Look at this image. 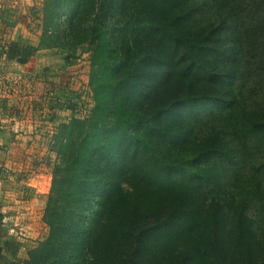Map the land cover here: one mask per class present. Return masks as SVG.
Returning a JSON list of instances; mask_svg holds the SVG:
<instances>
[{
    "label": "trees",
    "instance_id": "obj_1",
    "mask_svg": "<svg viewBox=\"0 0 264 264\" xmlns=\"http://www.w3.org/2000/svg\"><path fill=\"white\" fill-rule=\"evenodd\" d=\"M43 22L8 57L90 44L93 106L53 136L47 237L24 261L0 239V264H264V0H45Z\"/></svg>",
    "mask_w": 264,
    "mask_h": 264
},
{
    "label": "rangeland",
    "instance_id": "obj_2",
    "mask_svg": "<svg viewBox=\"0 0 264 264\" xmlns=\"http://www.w3.org/2000/svg\"><path fill=\"white\" fill-rule=\"evenodd\" d=\"M9 3L15 7H11L10 11H5L4 17L10 18L9 15H11L15 19V25L12 28L13 36L17 38L15 40L38 44L40 34L43 32L45 0H10ZM41 48V52L36 54V59H50L53 64L41 66L42 73L36 74L35 79L44 78L49 86H55L52 88H55L58 98L60 96L57 92L65 90L61 96L66 94L64 96L66 97L65 105L69 116L72 115V110L77 116L87 115L93 106L91 89L88 87L92 46L85 43L76 51ZM53 136L51 138L49 135H42L40 141L34 139L35 142H39L38 146L41 151L36 153L37 157L33 158L39 161L38 158L42 157L43 160H40L39 163L44 164L46 170L39 171L35 167H29L20 173L13 167L5 165L2 156H0V216H2L0 239L3 242L4 238L12 237L22 243L21 249H19L21 261L26 260L28 251L48 235V226L43 220V214L51 188V184L48 188L49 175L52 176L53 165L57 159L56 153L52 151ZM42 151L45 152L43 156L40 154ZM42 174L47 176L45 178L38 176ZM34 176L36 179L32 183V187L23 183Z\"/></svg>",
    "mask_w": 264,
    "mask_h": 264
},
{
    "label": "crops",
    "instance_id": "obj_3",
    "mask_svg": "<svg viewBox=\"0 0 264 264\" xmlns=\"http://www.w3.org/2000/svg\"><path fill=\"white\" fill-rule=\"evenodd\" d=\"M9 1L0 0V41L3 43L0 53V156L5 165L20 173L29 167L46 170L45 165L39 163L42 157L38 158L39 161L33 158L41 151L38 141L42 135L52 138L58 127L68 122L71 116L66 111V94L61 96L65 90L57 92L58 98L55 88H52L55 86H49L44 78L35 79L36 74L42 73L41 66L52 65L53 61L34 56L22 64L8 57L7 46L16 41L12 32L15 19L11 15L10 18L4 17L5 11L15 7ZM44 153L40 154L43 156ZM38 176L45 178L47 175ZM49 176L48 188L52 178L51 174ZM35 179L34 176L23 183L32 187Z\"/></svg>",
    "mask_w": 264,
    "mask_h": 264
},
{
    "label": "built area",
    "instance_id": "obj_4",
    "mask_svg": "<svg viewBox=\"0 0 264 264\" xmlns=\"http://www.w3.org/2000/svg\"><path fill=\"white\" fill-rule=\"evenodd\" d=\"M1 50H2V42L0 41V53H1Z\"/></svg>",
    "mask_w": 264,
    "mask_h": 264
}]
</instances>
